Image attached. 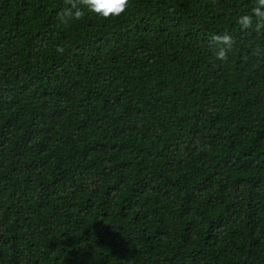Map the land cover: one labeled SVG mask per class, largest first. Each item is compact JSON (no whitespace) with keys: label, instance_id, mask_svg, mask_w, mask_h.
<instances>
[{"label":"trees","instance_id":"trees-1","mask_svg":"<svg viewBox=\"0 0 264 264\" xmlns=\"http://www.w3.org/2000/svg\"><path fill=\"white\" fill-rule=\"evenodd\" d=\"M257 6L0 0V264H264Z\"/></svg>","mask_w":264,"mask_h":264},{"label":"clouds","instance_id":"clouds-1","mask_svg":"<svg viewBox=\"0 0 264 264\" xmlns=\"http://www.w3.org/2000/svg\"><path fill=\"white\" fill-rule=\"evenodd\" d=\"M130 3L131 0H63V7L57 12L56 18L58 23L65 25L83 19L86 13L109 20L125 14ZM256 3L258 6L252 9L251 14L238 17V23L243 29H249L253 27L255 17V31L260 32L264 30V0H256ZM232 44V37L227 31L209 37V45L216 60L226 61ZM56 51L63 54L65 48L62 44H58ZM260 52L261 49L255 48L252 50V55L258 56Z\"/></svg>","mask_w":264,"mask_h":264}]
</instances>
